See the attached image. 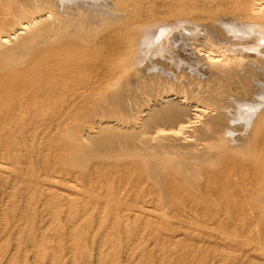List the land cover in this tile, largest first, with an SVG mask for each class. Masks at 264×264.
Listing matches in <instances>:
<instances>
[{
	"label": "rangeland",
	"instance_id": "1",
	"mask_svg": "<svg viewBox=\"0 0 264 264\" xmlns=\"http://www.w3.org/2000/svg\"><path fill=\"white\" fill-rule=\"evenodd\" d=\"M30 1L0 0V264H264V0Z\"/></svg>",
	"mask_w": 264,
	"mask_h": 264
},
{
	"label": "bare ground",
	"instance_id": "2",
	"mask_svg": "<svg viewBox=\"0 0 264 264\" xmlns=\"http://www.w3.org/2000/svg\"><path fill=\"white\" fill-rule=\"evenodd\" d=\"M32 1V0H31ZM30 1V2H31ZM28 3V2H27ZM47 14L45 13V15H43L42 13H41V15H39V16H36V15H34V16H36L35 18L36 19H33V20H35V21H37V22H40V21H44V20H39V18H41V17H43L42 19H44V18H47L48 16H46ZM38 19V20H37ZM179 20V19H178ZM45 21H47V20H45ZM30 22V21H29ZM42 23V22H41ZM53 23V22H52ZM45 23H43V26H41V30H45L47 27H49V25H47V24H45ZM30 25V24H29ZM159 26V25H158ZM259 28H257V26H252V27H250V25H248V28H246V29H249L248 31H250V29L252 30V32H253V30H254V33H255V36H256V47H254V48H258L259 47V42H258V40L260 41L261 39L262 40H264V28L262 29V28H260V26H258ZM24 28H26V26H24L23 28H20V29H24ZM154 28V27H153ZM163 28V27H162ZM245 29V30H246ZM26 30V29H25ZM16 31V30H15ZM40 31V30H39ZM169 31V30H168ZM47 32V31H46ZM49 32V31H48ZM51 32V31H50ZM172 32V31H171ZM21 33H25V31L24 32H22V30H20V32H18V30H17V34L19 35V34H21ZM27 33V32H26ZM164 33H165V31H164ZM164 33H162V34H164ZM16 35V34H15ZM193 35V34H192ZM166 36V35H165ZM29 38V37H28ZM31 38V37H30ZM164 38V37H163ZM27 40V39H26ZM42 41V40H41ZM25 42H27V41H25ZM24 42V43H25ZM21 44V43H20ZM250 44V43H249ZM264 44V43H263ZM253 45V44H252ZM261 46H262V44H260ZM249 46V45H248ZM31 48V47H30ZM29 48V49H30ZM11 53V52H10ZM3 70V69H2ZM7 75V74H6ZM5 78V77H4ZM7 79V78H6ZM75 99H77V98H75ZM79 100V99H78ZM168 101H170V100H168ZM173 102V101H172ZM195 111H197V109H195ZM204 111V110H203ZM201 112V115H202V111H200ZM205 112V111H204ZM195 113V112H194ZM198 113V112H197ZM196 113V114H197ZM193 114V113H192ZM200 114V113H199ZM195 115V114H194ZM207 116V115H206ZM187 123V122H186ZM188 126H190V125H188ZM259 128V127H258ZM259 130V129H258ZM254 131V130H253ZM262 131V130H261ZM260 134H261V132H260ZM264 134V133H263ZM262 134V135H263ZM258 135V134H257ZM258 137V136H257ZM259 138V137H258ZM253 139V138H252ZM190 140V139H189ZM190 142V141H189ZM254 142V141H253ZM257 142H258V140H257ZM251 145V144H250ZM252 145H253V143H252ZM257 145H258V143H257ZM256 146V145H255ZM252 147V146H251ZM258 147V146H257ZM255 148V147H254ZM255 150H256V148H255ZM264 154V153H263ZM230 160V159H229ZM260 164H261V162H259ZM257 167V166H256ZM255 167V168H256ZM264 168V167H263ZM261 171H263V170H261ZM259 174V176H260V173H258ZM263 175H264V173H263ZM262 177V176H261ZM264 232V231H263ZM136 239V238H135Z\"/></svg>",
	"mask_w": 264,
	"mask_h": 264
}]
</instances>
